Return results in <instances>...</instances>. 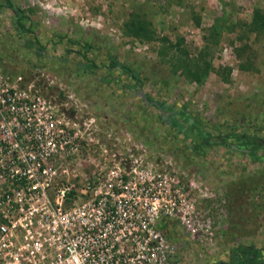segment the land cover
Instances as JSON below:
<instances>
[{
    "label": "rangeland",
    "instance_id": "374dc122",
    "mask_svg": "<svg viewBox=\"0 0 264 264\" xmlns=\"http://www.w3.org/2000/svg\"><path fill=\"white\" fill-rule=\"evenodd\" d=\"M9 1L23 10L30 31L18 30L0 0V69L8 80L19 75L20 86L36 84L62 104L58 113L68 119L69 133L85 139L78 143L86 169L87 160L105 155L106 135L127 134L212 188L214 198L199 204L201 214L213 217L210 239L191 238L176 224L166 231L180 264H213L225 251L264 246V159L220 144L195 150L192 135L185 138L145 99L185 108L188 122L206 133L264 138V32L244 26L253 8L264 12V0ZM222 14L232 17V28L213 49L204 37ZM132 19L141 21L146 36L134 33ZM112 57L139 81L110 67ZM202 58L211 70L198 85L181 70Z\"/></svg>",
    "mask_w": 264,
    "mask_h": 264
},
{
    "label": "built area",
    "instance_id": "2783aa9c",
    "mask_svg": "<svg viewBox=\"0 0 264 264\" xmlns=\"http://www.w3.org/2000/svg\"><path fill=\"white\" fill-rule=\"evenodd\" d=\"M20 83L0 69V264H180L165 223L213 236L211 187L127 134L86 169L62 104Z\"/></svg>",
    "mask_w": 264,
    "mask_h": 264
},
{
    "label": "trees",
    "instance_id": "16d2710c",
    "mask_svg": "<svg viewBox=\"0 0 264 264\" xmlns=\"http://www.w3.org/2000/svg\"><path fill=\"white\" fill-rule=\"evenodd\" d=\"M4 4L6 7L10 8L14 13V21L19 31L28 32L30 31V26L25 23L23 20V10L19 7L14 6L9 0H4ZM130 24L132 28H134V33L136 35L146 36L147 30L141 25L140 20L132 19ZM233 19L230 15H219L212 18V22L208 28L209 35L208 37H204L206 44H210L213 49L216 47L220 33L222 31H229L232 28ZM246 27V31L249 32H264V12H262L258 7H255L251 11L250 19L244 23ZM89 45H85V49H87ZM208 50V46L204 48ZM200 53L208 54L204 50ZM109 66L116 67L118 70L127 74L131 77L135 82L139 81L138 75L135 73L133 69H131L128 65L117 62L113 57L109 58ZM241 69L244 67L240 65ZM211 70V62L209 59L202 58V64L198 65L194 63L189 67L188 65H183L181 74L200 85L204 82L206 77L208 76ZM228 72V70H226ZM225 70L220 71L224 75L227 74ZM224 77V76H223ZM226 79V77H225ZM147 101L151 102L155 107L161 109L162 113H165L166 118L168 119L170 125L173 127H177L181 130L182 135L187 138L192 135L193 141L191 147L195 148V150L202 145L208 144H220L224 146H228L232 148L231 145L236 147V150H241L246 152L248 156L253 160H261L264 159V138L260 136H256L249 133H230L227 135L222 134H210L204 132L201 128L198 127L195 121L188 122L189 115L185 108L174 110L172 107L165 106L163 102L159 101H151L148 98ZM227 139H233L234 141L229 142ZM235 149V148H233ZM167 223L164 224L163 230L168 231ZM237 250H242L245 259H249L250 255H256L258 251L255 246L248 245L244 247H240Z\"/></svg>",
    "mask_w": 264,
    "mask_h": 264
},
{
    "label": "flooded vegetation",
    "instance_id": "af4514ba",
    "mask_svg": "<svg viewBox=\"0 0 264 264\" xmlns=\"http://www.w3.org/2000/svg\"><path fill=\"white\" fill-rule=\"evenodd\" d=\"M255 248L258 253L256 255H250L249 259L244 258L242 250L236 251L235 248L230 251H225L222 257L215 260L213 264H264V246H255Z\"/></svg>",
    "mask_w": 264,
    "mask_h": 264
},
{
    "label": "water",
    "instance_id": "95a60500",
    "mask_svg": "<svg viewBox=\"0 0 264 264\" xmlns=\"http://www.w3.org/2000/svg\"><path fill=\"white\" fill-rule=\"evenodd\" d=\"M231 147L236 149V147L234 145H231Z\"/></svg>",
    "mask_w": 264,
    "mask_h": 264
}]
</instances>
